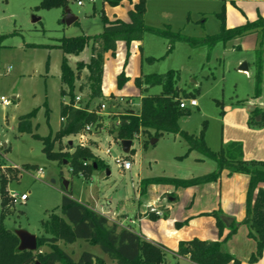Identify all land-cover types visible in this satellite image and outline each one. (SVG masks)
<instances>
[{"label":"rangeland","instance_id":"374dc122","mask_svg":"<svg viewBox=\"0 0 264 264\" xmlns=\"http://www.w3.org/2000/svg\"><path fill=\"white\" fill-rule=\"evenodd\" d=\"M40 1L0 0V96L9 100L7 105L0 103V157L4 158L0 174L7 179L5 194L9 209L3 218L0 214V225L11 231L25 230L41 236L44 234L41 221L47 220L50 212H58L62 194L70 193L73 199L94 206L118 226L156 241L164 252L165 264H198L175 255L174 245L178 239H208L215 230L213 217L199 215L191 222L182 221L191 214L186 212L189 187L149 185L144 193L140 187L142 179L147 177L189 178L214 171V161L199 160L200 154L188 152L185 140L173 133L150 139L134 137L130 149L124 152L108 128L117 116L115 112H136L141 96L160 92L159 85L139 91L134 84L135 77L173 70L178 72L179 90L190 94L179 98L188 111L177 119L180 130L198 134L203 129L204 141L212 151L230 141L245 145L255 136L264 141V121L259 122V113L264 112V35L253 31L212 46L192 45L178 39L168 49V38L146 29L139 43L127 46L118 41L114 53L104 54L101 96L91 105L103 117L102 128L89 132L83 139L69 134L53 144V151L61 154L86 146L105 165L71 173L65 160L62 164L60 158L46 156L40 139L19 132L17 119L34 110L33 133L40 137L53 135L60 124V103L68 102L67 96L60 94L64 86L59 80L62 58L59 39L96 35L103 29V18L127 21V11L136 0H122L114 6L102 0H81V5L76 0H67L64 7L51 8L37 7ZM222 7L226 27L242 25L264 14V0H145L143 23L147 28H169L181 37L199 40L219 31L217 13ZM65 9L75 18L70 24L65 23ZM32 17L38 20L32 21ZM91 45L89 39L78 54H66L68 66L74 69L77 61L87 62ZM259 48L262 49L261 81L259 93L254 97L256 49ZM243 62L246 71L238 70ZM85 73L82 69L80 78ZM79 80L73 93L84 102L86 96L78 90ZM190 98L195 99L196 106L188 105ZM100 103L105 108L95 107ZM253 109L254 116L250 113ZM141 140H147L144 146ZM106 149L109 153H105ZM115 158L128 160L130 169L122 170ZM25 165L33 167L25 169ZM64 181L68 182L67 190L63 187ZM11 193H24L26 199L11 201ZM174 194L178 197L168 212L167 196ZM199 195L193 212L210 209L211 203L219 202L215 194L202 191ZM220 202L223 203V197ZM233 211H237L235 203ZM240 215L243 219L244 212L239 206ZM236 223L238 227H246L241 221ZM56 244L73 260L82 251H89L101 256L107 264H115L96 245L83 239L73 242L59 239ZM48 250V245H36L30 264L37 261V253Z\"/></svg>","mask_w":264,"mask_h":264},{"label":"trees","instance_id":"16d2710c","mask_svg":"<svg viewBox=\"0 0 264 264\" xmlns=\"http://www.w3.org/2000/svg\"><path fill=\"white\" fill-rule=\"evenodd\" d=\"M122 0H102L112 6ZM131 1V0H128ZM67 0H41L37 7L51 8L64 7ZM145 0H136L127 11L128 20L119 18L108 20L103 18V29L100 33L91 37L79 35L75 37H63L59 39L58 47L62 51L59 80L64 88L60 89L61 96H67L68 102L60 103V124L53 135L40 137L33 133L31 118L35 111L23 114L17 119V130L30 133L42 142V149L51 159L64 160L71 167V173L86 172L91 168L104 166L105 163L95 156L89 148L76 147L72 153L54 152L53 144L57 140L69 134L79 133L85 125L91 126V131H99L102 128V115L91 108L94 100L101 96L102 72L104 54L114 53L118 41H123L127 46L132 42H141L143 32L147 29L153 33L168 38V49L180 39L194 45L206 43L209 46L217 42H225L243 34L259 31L264 35V17L257 16L253 21H247L242 25L226 27L224 8L217 13L220 20V28L217 33L195 40L190 37H181L169 28H147L143 23ZM91 40V54L87 62L77 61L72 69L67 64L66 54H78L88 40ZM140 47V46H139ZM262 49H256V74L254 97L259 93L262 70ZM85 69V75L80 78L81 70ZM79 80L78 90L85 92L86 100L80 102L79 107L73 106L76 94L73 93L76 80ZM178 72L169 70L165 73L145 74L134 78V84L142 92L153 85L160 86V92L147 94L140 97L138 110H125L117 113L108 133L114 140L129 139L134 137L147 138L158 137L162 133L180 135L187 143V151H196L200 154L199 160L210 159L215 163V170L189 178H176L167 176H153L142 179L140 192L149 185H170L173 188H188L216 181L220 173L226 170L231 173H242L248 176V183L244 198V217L241 223L246 226L247 237L254 241L255 247L248 261H257L264 252V161L245 160L242 157V146L237 141H230L221 146L217 151H212L205 143L203 129L198 134L187 133L180 130L177 119L187 114L185 108L179 107V98L188 97L186 91H182L176 85ZM182 91V92H181ZM99 108V104L95 105ZM255 110L250 113L254 116ZM261 113V114H260ZM261 123L264 121V112H260ZM113 116L111 119L113 120ZM252 121V119H251ZM117 122V124H116ZM258 122V123H259ZM145 145L147 140H141ZM4 163L0 159V163ZM9 166L6 165V168ZM33 167L25 165V169ZM17 177L16 168H13ZM7 179L0 174V214L1 218L9 212L5 185ZM67 190V189H65ZM200 215H210L215 220L218 236H221L225 226L217 210L204 212ZM156 217V216H152ZM188 219L183 220L186 223ZM180 224L182 222H179ZM43 235L36 237V245H48L49 250L37 253V261L40 264H107L99 255L89 251H82L76 260L58 247L56 242L63 239L65 242H73L75 239H83L91 245H96L108 259L115 264H165L162 248L127 227H120L114 221H110L105 215L71 197V194H62L58 212H50L48 219L41 221ZM237 230V223L232 221L228 231L222 239L201 240L191 238L179 240L173 253L186 257L198 264H225L230 261L238 263V260L222 249V243ZM19 239L9 229L0 225V264H30L32 251L18 250ZM93 258L95 259L93 261Z\"/></svg>","mask_w":264,"mask_h":264},{"label":"crops","instance_id":"0c3cea01","mask_svg":"<svg viewBox=\"0 0 264 264\" xmlns=\"http://www.w3.org/2000/svg\"><path fill=\"white\" fill-rule=\"evenodd\" d=\"M133 4V3H132ZM132 7V6H131ZM129 10V9H128ZM258 15V14H257ZM264 17V14L261 15ZM14 98V96H12ZM254 110V109H253ZM252 111V110H251ZM252 140H249L248 143L251 144H245L240 143L242 146V157L245 160H262L264 161V141H260L256 136L252 137ZM248 183V176L242 173H231L229 174L226 170H223L220 173L219 178L214 182H209L197 186H192L190 188V199L187 204V211L191 212L189 216L185 217L183 220L188 219V222H191L193 220V217L199 216L200 214L204 212H210L212 210H217L219 214H223L224 216H228L232 218V221L234 222H240L243 215L239 216V206L240 211L244 212V198H245V192L247 188ZM154 185V184H153ZM202 191L204 194L214 195L218 197L219 202L211 203L210 209H200L195 212L192 210L195 208V205L198 203V198L200 197L199 194H202ZM167 192V191H163ZM177 194H174L173 196H167V200L170 202L167 211L171 209V206L173 202L177 199ZM221 197H223V203H221ZM158 198V195L157 197ZM236 204L237 211H233V205ZM97 212L101 213L99 210H97L94 206L91 207ZM104 215V214H103ZM148 215V214H147ZM237 216V217H236ZM239 216V217H238ZM141 218V217H139ZM179 222V221H178ZM213 223L215 226V230L213 231V234L208 237V239L200 238L201 240H216V239H222L223 235L228 231V226H224L222 230L221 236H218V230L215 225V220L213 218ZM243 227V228H242ZM238 227L234 234H232L227 240H225L222 243V249L229 254H231L234 258H236L238 261H240L239 264H264V252H262V255L260 258L255 262H249L248 258L251 254V252L254 250L255 244L252 239L247 237L246 233V227L242 226ZM241 230L239 236L237 235V231ZM143 239L147 240V236L140 235ZM194 238V237H193ZM196 238V237H195ZM191 239V238H189ZM179 240H187V239H178L174 245L176 247V244ZM150 241L158 246H160L156 241L153 240H147ZM181 257V256H179ZM187 260H189L186 257H182ZM225 264H235L233 261H230Z\"/></svg>","mask_w":264,"mask_h":264},{"label":"water","instance_id":"95a60500","mask_svg":"<svg viewBox=\"0 0 264 264\" xmlns=\"http://www.w3.org/2000/svg\"><path fill=\"white\" fill-rule=\"evenodd\" d=\"M32 21H36L38 20V18L32 17L31 19ZM65 23L66 24H70L71 22H73L75 20L74 16H72L67 9H65ZM238 70H242V71H246L247 67L245 62L241 63L238 66ZM152 142L154 141V139L151 140ZM69 145H71V141L68 142ZM4 145V144H3ZM120 145L121 148L124 152H128V150L130 149V145H131V140L129 139H122L120 140ZM108 169H106V173L108 174ZM68 186V182L64 181L63 182V187L65 189H67ZM221 220L223 221V223L226 226H229L230 223L232 222V218L227 217V216H221L220 217ZM14 233L16 234V236L19 239V243L17 246V249L22 251V250H29V251H33L36 248V236L33 234L28 233L25 230H15ZM95 259L93 258V261ZM33 264H40L38 261H35Z\"/></svg>","mask_w":264,"mask_h":264},{"label":"built area","instance_id":"2783aa9c","mask_svg":"<svg viewBox=\"0 0 264 264\" xmlns=\"http://www.w3.org/2000/svg\"><path fill=\"white\" fill-rule=\"evenodd\" d=\"M89 1L93 2L94 0H89ZM76 2H77L78 5H81L82 4V1L81 0H76ZM79 100H80L79 95H76L75 98H74V101H73V106L74 107H79L80 106L79 105ZM0 103L3 104V105H7V104H9V100L7 98H5L4 96H0ZM178 105H179L180 108H185L186 107V104L184 103V101H179V104ZM188 105L189 106H196L197 103H196L195 99L190 98L188 100ZM99 108L100 109L105 108L104 103H100L99 104ZM116 124H117V122H116ZM90 130H91V126L87 124V125H85L83 127V129L79 133H77V135H78V137L80 139H83L85 137V135L90 132ZM131 144H132V142H131ZM105 153H109V149H106L105 150ZM0 159H4V158L3 157H0ZM115 160L117 161V166L120 167L122 170H128V169H130V163H129L128 160L123 159V158H115ZM1 166L2 165L0 163V167ZM4 166L6 167L5 164H4ZM37 170H38V173L41 172V169L40 168L37 169ZM9 198H10L11 201H13L16 198H18L19 200L23 201V200L26 199V195L24 193H21L20 195H17L16 193H11V194H9ZM156 214H160V213L159 212H156Z\"/></svg>","mask_w":264,"mask_h":264}]
</instances>
